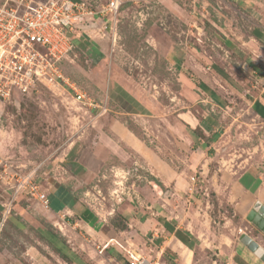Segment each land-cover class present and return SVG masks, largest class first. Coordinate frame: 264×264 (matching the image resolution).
Listing matches in <instances>:
<instances>
[{
  "label": "rangeland",
  "instance_id": "374dc122",
  "mask_svg": "<svg viewBox=\"0 0 264 264\" xmlns=\"http://www.w3.org/2000/svg\"><path fill=\"white\" fill-rule=\"evenodd\" d=\"M86 1L100 8L109 0ZM255 24L264 26V0H122L112 21L75 27L73 52L60 69L91 104L65 86L43 85L0 102V155L34 172L51 201L50 210L25 192L12 200L0 182V264H115L99 250L108 227L124 221L142 230L133 233L131 248L152 256L150 238L160 234L163 216L148 206L171 218L202 211V201L212 225L232 218L233 204L244 199L229 197L216 174L228 176L238 160L264 153L254 146L259 124L243 112L251 93L244 89L256 75L242 39ZM113 124L130 129L175 169L186 167L190 187L167 193L141 158L121 163L115 145L104 144ZM245 127L247 137L240 134ZM248 147L256 148L248 153ZM64 193L72 202L54 208ZM251 233L264 247V233L255 226Z\"/></svg>",
  "mask_w": 264,
  "mask_h": 264
},
{
  "label": "crops",
  "instance_id": "0c3cea01",
  "mask_svg": "<svg viewBox=\"0 0 264 264\" xmlns=\"http://www.w3.org/2000/svg\"><path fill=\"white\" fill-rule=\"evenodd\" d=\"M242 43L245 50L248 51V64L256 75L254 84L244 89L245 93H249V91L251 93L246 95L244 99L247 104L243 112L249 114L250 118L256 120L257 124H259V143L254 146L258 147V149L262 148V151H264L261 143H264V26L255 24L247 37L242 39ZM206 122L212 123L210 117L206 119ZM247 131L248 128L245 127L240 134L247 137ZM103 134L105 147L108 140L110 144H114L115 148L112 151H114L121 163L129 155L141 158L151 179L158 182V187L164 188L167 193L172 188L173 192L179 194L181 187H184L185 183H187L186 167L179 170L172 167L168 161L146 146L127 127L123 126L117 129L113 124ZM219 142L220 136H218L215 143L219 146ZM256 147H248V153L249 150L253 153ZM110 149L106 148L105 151H111ZM251 157L248 156L235 162L231 174L228 176L225 175V172L216 174L218 177L216 179L223 181L224 191L229 194V197L244 199L233 204V219L225 217L224 223H217V226L212 225L215 222L212 217V210H207L208 205L204 206L202 201H200L202 211H198V208L197 210L193 209L194 212L190 209L188 211L184 210L182 214L177 213L171 218L169 215H165L164 211L161 212L159 208L156 211L152 208L153 206H148L151 214L157 213L163 217L159 218V225L157 228L155 227L157 231H160V234L153 233L152 238H150L152 241L150 247L154 251V255H148L147 257L157 259L161 264H264L241 241L243 235H248L257 242L256 237L251 235V229L255 225L247 224L246 216L256 200L264 205V153L260 157L254 156L253 159H250ZM217 161L219 162V160ZM217 170L219 171V168ZM208 172V165L201 170L204 178L208 176ZM213 176L211 175V178ZM233 177L235 181L230 186V183L226 182L231 181ZM187 185L189 188V183ZM215 191L220 193L219 187ZM234 191L238 192V196H233ZM203 193L205 194L206 192ZM65 212L69 213V210L66 209ZM129 220L132 221L133 219L129 218ZM124 223L126 227L123 229L114 228L110 225L104 234L105 240L102 242V246H106L102 253L104 252L106 262L122 263L121 260L125 256V252L119 245L127 250L136 251L131 248L135 243L132 235L134 233V236H139L142 230L133 231L129 222L124 221ZM233 223L237 225L233 226ZM147 227L148 232L149 225ZM175 231L179 233V237L183 238L186 243L176 237ZM230 235H234L235 238ZM257 243L260 245L259 242ZM222 255H226V258H221Z\"/></svg>",
  "mask_w": 264,
  "mask_h": 264
},
{
  "label": "built area",
  "instance_id": "2783aa9c",
  "mask_svg": "<svg viewBox=\"0 0 264 264\" xmlns=\"http://www.w3.org/2000/svg\"><path fill=\"white\" fill-rule=\"evenodd\" d=\"M121 1L109 0L98 8L86 0H0V102L43 85L49 89L65 86L78 102L91 104L86 93L63 76L60 63L73 51V29L96 19L112 21ZM0 182L12 200L25 192L50 209V198L37 183L34 172L19 171L1 155ZM119 247L125 252V264H161Z\"/></svg>",
  "mask_w": 264,
  "mask_h": 264
},
{
  "label": "water",
  "instance_id": "95a60500",
  "mask_svg": "<svg viewBox=\"0 0 264 264\" xmlns=\"http://www.w3.org/2000/svg\"><path fill=\"white\" fill-rule=\"evenodd\" d=\"M246 219L264 233V205L260 201L256 200L254 202L252 208L246 216ZM241 241L264 262V254H260L261 251H264L262 246L252 240L248 235H243Z\"/></svg>",
  "mask_w": 264,
  "mask_h": 264
},
{
  "label": "trees",
  "instance_id": "16d2710c",
  "mask_svg": "<svg viewBox=\"0 0 264 264\" xmlns=\"http://www.w3.org/2000/svg\"><path fill=\"white\" fill-rule=\"evenodd\" d=\"M73 42H74V40H73ZM73 49H74V43H73ZM73 52V51H72ZM71 52V53H72ZM67 193L65 194H63L62 196L63 197H61V198H59V203L57 204V205H55V206H53L54 208H61L62 207V204L64 203V204H68V203H71L72 201H71V199H70V196L69 195H67ZM71 201V202H70ZM51 202V201H50ZM89 214V211L88 210H85L84 212H83V218H84V220H88L89 218H88V215ZM87 222H89V224H91V222L90 221H87ZM112 226H114V228H124V227H126V225H121V226H119V225H116L115 223L112 225ZM175 235H176V237L178 238V239H180L182 242H184V243H186V241L185 240H183V238H181V237H179V233L177 232V231H175Z\"/></svg>",
  "mask_w": 264,
  "mask_h": 264
},
{
  "label": "clouds",
  "instance_id": "9594fccd",
  "mask_svg": "<svg viewBox=\"0 0 264 264\" xmlns=\"http://www.w3.org/2000/svg\"><path fill=\"white\" fill-rule=\"evenodd\" d=\"M260 254H264V251H261V253Z\"/></svg>",
  "mask_w": 264,
  "mask_h": 264
}]
</instances>
